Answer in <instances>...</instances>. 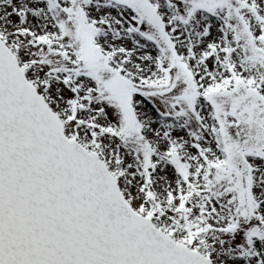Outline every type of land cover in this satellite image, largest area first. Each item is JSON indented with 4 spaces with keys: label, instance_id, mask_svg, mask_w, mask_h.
<instances>
[{
    "label": "snow or ice",
    "instance_id": "snow-or-ice-1",
    "mask_svg": "<svg viewBox=\"0 0 264 264\" xmlns=\"http://www.w3.org/2000/svg\"><path fill=\"white\" fill-rule=\"evenodd\" d=\"M0 264H264V0H0Z\"/></svg>",
    "mask_w": 264,
    "mask_h": 264
}]
</instances>
